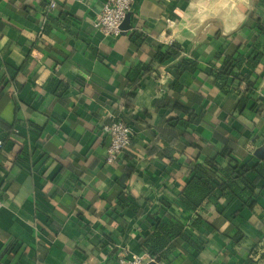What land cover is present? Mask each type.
<instances>
[{
  "label": "crops",
  "instance_id": "obj_1",
  "mask_svg": "<svg viewBox=\"0 0 264 264\" xmlns=\"http://www.w3.org/2000/svg\"><path fill=\"white\" fill-rule=\"evenodd\" d=\"M104 3L58 0L49 14L48 0H0V79L5 66L22 68L0 94V130L15 125L17 134L12 150L0 154V264H116L124 251L147 253L142 238L169 217L202 248L185 245L188 255L171 264H264V192L253 212L237 199L209 204L199 229L176 203L189 167L227 142L236 150L232 166L264 159V58L254 72L261 88L243 113L236 105L245 85L223 94L213 77L219 54L236 55L253 42L264 52L256 32L264 4L135 0L128 29L107 38L93 26ZM173 43L181 57L201 63L199 73L179 71L175 59L154 62L157 47ZM149 66L155 72L131 88L129 75ZM241 74L252 71L243 64ZM177 103L198 115L190 128L178 122L189 117ZM107 113L132 127L136 161L108 164ZM121 183L143 216L117 207ZM238 230L245 238L233 245ZM19 246V256L9 252Z\"/></svg>",
  "mask_w": 264,
  "mask_h": 264
},
{
  "label": "trees",
  "instance_id": "obj_2",
  "mask_svg": "<svg viewBox=\"0 0 264 264\" xmlns=\"http://www.w3.org/2000/svg\"><path fill=\"white\" fill-rule=\"evenodd\" d=\"M257 2V4H264V0H257ZM256 32L258 36L264 35V22L262 19L257 20ZM133 37L135 41H144L143 36L134 34ZM251 46L252 48L240 47L236 55H217L216 59L220 60V66L215 65L213 68L214 84L223 94H227V92L234 87V84L238 85L239 89L240 86L245 85V89L240 91V95L237 98L236 111H238V113H243V111H245L251 97L260 90L262 85L260 77L255 76L254 72H256V69L262 64L264 52L260 49L261 47L254 42L251 43ZM182 51L181 46L177 43H173L167 48L157 47L156 53L154 54V62L158 65H163L171 59H175L179 60L175 66L179 71L193 74L199 73L201 71V63L196 58L181 57ZM243 64H246V66L251 69L252 75L242 76L241 69ZM5 69L6 74L0 79L1 95H3L4 91L16 81L17 76L22 71V68L16 69L8 65L5 66ZM154 72L155 69L149 66L146 67L142 73L140 72L139 75H129V86L131 88H137L140 85V80L137 79L139 76L146 77ZM173 87L177 91H182L184 89L183 86L177 88L176 86ZM175 107L177 110H183L189 117L188 120L180 119L178 121L184 129L190 128L195 124L198 117L195 112L182 107V105L178 103ZM253 109L256 108L253 107ZM201 116L205 119L206 112L202 113ZM124 122L131 127L129 123L126 121ZM15 127L16 126L13 125L8 129H6V127L0 130V154L11 151L14 145H16L17 141L15 139L17 134L15 132ZM133 138L134 132L132 129L131 144L123 150L122 158L124 160H137L138 147ZM228 145L227 142L224 150L220 152L212 151L204 162L196 163L190 167L188 166L190 169L188 182L183 188L176 203L192 212V226L194 228L199 229L201 227L203 221H205L204 214L202 213L204 212L203 209L211 203L215 206L219 203H227L229 205L234 199H237L245 203L252 212L259 206L258 197L264 192V159L258 157L259 159L255 158L254 161L243 164L238 162L236 166H232L230 163L236 162V150ZM194 147L203 151L200 145H194ZM199 159H201V157ZM221 160L225 161L226 165L220 162ZM115 203L120 209H133L137 216H143L145 214V208L141 207L142 203L136 199H130L127 187L123 183L119 185V193L115 199ZM139 203H141V205ZM166 206L170 208L172 203L166 202ZM111 210L116 212L115 206H113ZM244 238L245 235L238 230L232 239L233 245L241 244ZM141 244L145 252L152 255L156 262L161 264H171L177 259L187 256L188 253L185 254V252H187L185 245L192 247L195 252H200L202 249L198 242H195L186 226L170 217L166 221L158 219L153 231L144 235ZM21 249L22 248L19 246L10 249L9 252L19 256L22 252ZM262 258L264 259V255Z\"/></svg>",
  "mask_w": 264,
  "mask_h": 264
},
{
  "label": "built area",
  "instance_id": "obj_3",
  "mask_svg": "<svg viewBox=\"0 0 264 264\" xmlns=\"http://www.w3.org/2000/svg\"><path fill=\"white\" fill-rule=\"evenodd\" d=\"M135 0H105L102 9L94 20V29L104 37L117 38L123 33V23L129 13H132ZM58 7V0H48L47 12L51 14ZM111 122L104 127V131L111 135L112 143L108 148L107 162L113 165L119 162L123 150L132 141V129L122 120L107 113ZM1 146V144H0ZM3 202L0 200V211ZM116 264H161L149 253L130 254L123 252Z\"/></svg>",
  "mask_w": 264,
  "mask_h": 264
},
{
  "label": "water",
  "instance_id": "obj_4",
  "mask_svg": "<svg viewBox=\"0 0 264 264\" xmlns=\"http://www.w3.org/2000/svg\"><path fill=\"white\" fill-rule=\"evenodd\" d=\"M130 17H131V13H129V14L127 15V17H126V19H125V21H124V23H123L122 28H123L124 31L128 29L127 24H128V22H129ZM124 31H123V32H124Z\"/></svg>",
  "mask_w": 264,
  "mask_h": 264
}]
</instances>
